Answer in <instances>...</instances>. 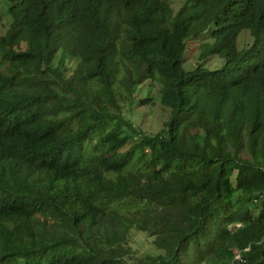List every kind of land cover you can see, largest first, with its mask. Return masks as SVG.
I'll return each instance as SVG.
<instances>
[{
    "label": "trees",
    "instance_id": "16d2710c",
    "mask_svg": "<svg viewBox=\"0 0 264 264\" xmlns=\"http://www.w3.org/2000/svg\"><path fill=\"white\" fill-rule=\"evenodd\" d=\"M0 4V264H264V0Z\"/></svg>",
    "mask_w": 264,
    "mask_h": 264
},
{
    "label": "rangeland",
    "instance_id": "374dc122",
    "mask_svg": "<svg viewBox=\"0 0 264 264\" xmlns=\"http://www.w3.org/2000/svg\"><path fill=\"white\" fill-rule=\"evenodd\" d=\"M171 5L173 6L174 10L177 11L184 3V0H170ZM1 5V4H0ZM4 29H1V33H4L8 26V19L3 23ZM208 38L206 36L201 37L199 39H191L187 43V51H186V67L187 68H194L197 66L200 60V50L201 45ZM252 41L250 33L245 31L241 34L239 39L240 46H244ZM206 66L216 69L220 67V62L217 60L208 59L206 61ZM153 95V94H152ZM154 97V95H153ZM136 119L139 126L150 132H158L163 128V124L167 119L166 113L162 110L159 104L155 101V98L152 99L149 103L146 104H138L136 106ZM39 220L41 222H45V217L42 215L39 216ZM133 243L136 248L139 249L140 252L146 253L149 252L152 245V239L147 237L145 234L134 232L133 233Z\"/></svg>",
    "mask_w": 264,
    "mask_h": 264
}]
</instances>
